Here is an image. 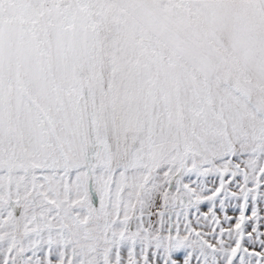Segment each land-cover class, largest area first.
<instances>
[{
    "label": "snow or ice",
    "instance_id": "obj_1",
    "mask_svg": "<svg viewBox=\"0 0 264 264\" xmlns=\"http://www.w3.org/2000/svg\"><path fill=\"white\" fill-rule=\"evenodd\" d=\"M0 264H264V0H0Z\"/></svg>",
    "mask_w": 264,
    "mask_h": 264
}]
</instances>
